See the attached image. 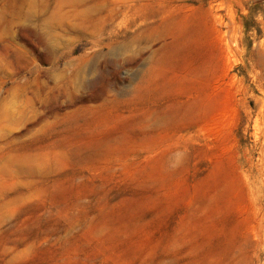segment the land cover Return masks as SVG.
<instances>
[{"label": "rangeland", "instance_id": "1", "mask_svg": "<svg viewBox=\"0 0 264 264\" xmlns=\"http://www.w3.org/2000/svg\"><path fill=\"white\" fill-rule=\"evenodd\" d=\"M0 264H264V0H0Z\"/></svg>", "mask_w": 264, "mask_h": 264}]
</instances>
